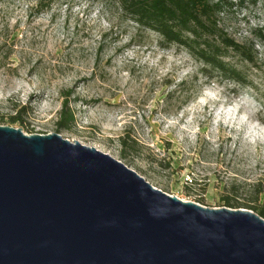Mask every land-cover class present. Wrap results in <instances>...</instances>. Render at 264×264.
Returning <instances> with one entry per match:
<instances>
[{
  "label": "rangeland",
  "instance_id": "1",
  "mask_svg": "<svg viewBox=\"0 0 264 264\" xmlns=\"http://www.w3.org/2000/svg\"><path fill=\"white\" fill-rule=\"evenodd\" d=\"M37 1L0 0V125L95 147L209 208L264 187V0H220L218 26L251 53L225 57L241 82L137 26L119 0ZM65 100L75 124L59 131Z\"/></svg>",
  "mask_w": 264,
  "mask_h": 264
},
{
  "label": "water",
  "instance_id": "2",
  "mask_svg": "<svg viewBox=\"0 0 264 264\" xmlns=\"http://www.w3.org/2000/svg\"><path fill=\"white\" fill-rule=\"evenodd\" d=\"M72 141L0 125V264H264L257 213L183 201Z\"/></svg>",
  "mask_w": 264,
  "mask_h": 264
},
{
  "label": "trees",
  "instance_id": "3",
  "mask_svg": "<svg viewBox=\"0 0 264 264\" xmlns=\"http://www.w3.org/2000/svg\"><path fill=\"white\" fill-rule=\"evenodd\" d=\"M50 0H38L37 12H42ZM220 0H119L122 14L137 26L155 31L166 43L184 47L188 53L204 66L216 70L236 82H241L240 73L230 65L225 57L229 50L250 61V50L242 43L229 37L219 26L216 15L220 10ZM26 107L8 115L10 125L23 123L22 115ZM0 116V121H4ZM75 124L74 112L65 100L56 121L57 129L70 130ZM126 147V138L122 137ZM192 182V180L190 181ZM253 187V199L250 201L232 200L223 196L226 207L252 210L264 218V187Z\"/></svg>",
  "mask_w": 264,
  "mask_h": 264
}]
</instances>
